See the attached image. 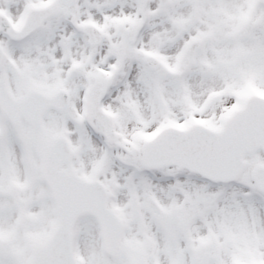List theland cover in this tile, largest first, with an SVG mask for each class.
Instances as JSON below:
<instances>
[{"label": "snow or ice", "instance_id": "obj_1", "mask_svg": "<svg viewBox=\"0 0 264 264\" xmlns=\"http://www.w3.org/2000/svg\"><path fill=\"white\" fill-rule=\"evenodd\" d=\"M0 264H264V0H0Z\"/></svg>", "mask_w": 264, "mask_h": 264}]
</instances>
